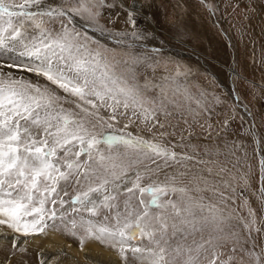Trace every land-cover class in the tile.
<instances>
[{"label":"snow or ice","instance_id":"obj_1","mask_svg":"<svg viewBox=\"0 0 264 264\" xmlns=\"http://www.w3.org/2000/svg\"><path fill=\"white\" fill-rule=\"evenodd\" d=\"M114 7L115 3L108 4L105 0H78L68 7L45 6V0H22V3L0 0V227L25 238L46 234L48 230L63 231L73 237L80 234L81 246L85 240H96L115 249L124 264H128V252L142 264H175V258L166 259L167 248L161 244V241L168 244L169 217L163 213L171 208L172 237L179 233L186 240L189 235L208 230V239L202 237L200 243L193 240L195 248L184 249L178 244L173 249L177 256L182 250L186 252L183 264H201L200 253L207 252L209 247L213 251L208 264H217L219 257L215 248L219 242L237 236L235 232H225L227 218L223 208L215 203L205 205L201 202L203 197L197 200L191 196L183 206L170 199L161 203V197L169 193L186 194L187 189L174 184L144 185L139 171H135V179L128 187V173L145 161L155 163L162 159L167 165L168 161L179 163L194 158L134 136L128 131L130 118L129 123H121L131 110L132 116L147 127L151 121L158 120L159 114L170 115L169 105L177 109L181 105L169 98L167 83L153 85L146 80L143 85L145 89H160L159 103L148 99L135 83L139 74L133 65L146 64L154 70L147 53L159 55L160 49L124 52L130 64L125 61L129 66L119 73L116 71L119 64L116 49H143V44L129 42V38L143 41L150 34L139 28L134 2L127 9L125 21L132 27L131 32H114L101 25V9ZM57 21L59 30L50 26ZM87 30L114 41L116 47L102 44L89 36ZM187 74V70L177 66L175 77ZM175 77L166 76L163 80L172 79L175 83ZM129 80L134 83L130 84ZM173 91L174 95H183L186 102L201 106L187 89L181 92L178 85ZM58 92L65 95L60 96ZM62 102L74 104L78 112L64 108ZM101 145L107 146V155ZM120 146L125 148L123 153L118 150ZM261 165L264 174V160ZM145 171L152 169L145 165ZM207 171L211 173L212 168L208 167ZM70 188L79 190L66 201L61 193L68 196ZM121 189L128 194L124 200L125 211H117L112 217L114 222H104L108 216L104 221L92 219L102 209L117 206L114 202ZM145 194L150 199L145 200ZM133 199L138 200V207H132ZM225 202L220 192L219 203ZM65 204L71 205L70 221ZM81 212L88 213L89 218L79 215ZM249 216L250 221L240 218L244 228L259 231L254 228V212L250 210ZM157 232L159 239H156ZM138 236L155 247L133 245L131 242ZM13 246H16L15 240ZM248 255L255 257V264H261L259 255ZM232 259L230 256L220 264H231Z\"/></svg>","mask_w":264,"mask_h":264},{"label":"rangeland","instance_id":"obj_2","mask_svg":"<svg viewBox=\"0 0 264 264\" xmlns=\"http://www.w3.org/2000/svg\"><path fill=\"white\" fill-rule=\"evenodd\" d=\"M15 2L22 3V0ZM77 2L78 0H45V6L64 4L68 7ZM105 2L115 3L116 7L101 9V25L114 32H131L132 27L125 21L127 9L134 2L138 9L137 24L145 33L150 34L148 39L143 41H132L129 38V42L143 44V49H116L119 53L116 56L119 61L116 71L119 73L130 64L129 57L123 55L124 52L144 53L145 49H160L159 55H153L150 51L147 53L151 56L149 63L154 66V70L146 64L133 65L139 74L135 83L148 99L157 103L160 99V89H145L143 85L146 80L153 85L163 86L167 83L169 98L176 99L181 105L179 109L169 105L170 115L159 114L158 120L151 121L147 127L132 116L131 110L128 112V118L122 119L121 123H129L130 118L132 123L129 124L128 131L134 136L161 143L178 154H187L194 158L179 163L168 161L167 165L162 159L155 163L145 161L144 165H139L128 173V187H131V181L135 179V171H139L144 177V185L174 184L178 188L187 189L186 194L169 193L168 196L161 197V203L170 199L183 206L187 197L191 196L197 200L203 197L201 202L205 205L218 204L227 218L225 232H235L237 236L219 242V246L215 248L219 257L217 264L228 260L230 256L233 257L231 264H255V257L248 253L259 255L261 264H264V174L261 165L264 160V0ZM76 19L78 24L81 23L79 17ZM50 26L59 30L60 24L57 21ZM87 31L89 36L99 39L109 48L116 47L114 41L101 37L98 32ZM125 61H129V64ZM177 66L182 71L187 70L188 74L175 77ZM166 76L175 77V83L172 79L165 82L163 78ZM129 83L134 82L129 80ZM178 85L181 92L187 89L188 94L194 100H199L201 106L186 102L183 95H174L173 90ZM58 94L65 95L63 92ZM62 106L78 112L74 104L62 102ZM225 121L228 122L227 126ZM106 147L101 145L105 150ZM206 149L209 150L207 154ZM118 150L123 153L125 148L120 146ZM197 161L213 163L205 165ZM145 165L152 171H145ZM208 167L212 168L211 173L207 171ZM77 190L79 189L70 188L68 196L63 193L61 196L70 201ZM220 192L224 194V204L219 203ZM127 196L121 189L117 201L114 202L117 206L111 210L102 209L101 214L92 219L104 221V217L108 216V221L104 222H114L112 217L115 213L125 211L124 200ZM144 199L148 200L150 196L145 194ZM131 204L135 208L139 202L133 199ZM65 209L68 210L67 220L70 221L73 217L71 205L65 204ZM250 210L255 214L254 228H259V231L246 230L240 219L242 217L250 221ZM57 211H60L59 207ZM155 211L153 209L154 213ZM79 215L89 218L86 212ZM163 215L169 217L168 244L164 245L161 241L162 246L167 248L166 259L171 261L175 258V264H183L186 252L182 250L181 255L177 256L173 249L178 244L183 245L184 249L195 248L193 240L200 243L202 237L204 240L208 239V230L189 235L186 240L179 233L172 237V209L169 208ZM152 226L158 227L155 224ZM79 235L73 237L63 231L48 230L46 234L25 238L0 227V264H45L39 254L40 249L55 245L59 241L73 248L74 254L55 252L54 248L51 257L53 260H47L48 264H53V261L56 264H86L84 255L91 248H98L103 253L113 255L112 258L117 264H124L115 249L96 240H85L81 246ZM159 238L160 234L157 232L156 239ZM13 240L16 242L15 247ZM131 243L142 248L155 247L146 238L139 236ZM21 249L26 251L21 252ZM212 251L209 247L207 252L200 253L201 264H208L212 259ZM127 256L128 264H142L139 259L132 257L131 252H128Z\"/></svg>","mask_w":264,"mask_h":264},{"label":"bare ground","instance_id":"obj_3","mask_svg":"<svg viewBox=\"0 0 264 264\" xmlns=\"http://www.w3.org/2000/svg\"><path fill=\"white\" fill-rule=\"evenodd\" d=\"M54 248H56L55 252H62L69 255L74 254L73 248H70L67 244L63 242L61 243L60 241L56 242L55 245L44 246L43 248L40 249L39 254L45 261L48 260V262H50L53 260L51 257H53L52 255ZM84 256H85L84 259L86 264H117L114 258H112L113 255L111 256L107 253H103L98 248L97 249L91 248L89 251L87 250Z\"/></svg>","mask_w":264,"mask_h":264}]
</instances>
